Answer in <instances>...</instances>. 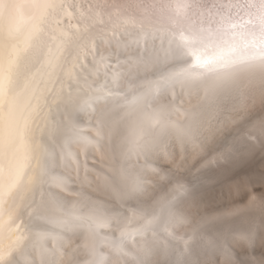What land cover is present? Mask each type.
I'll return each mask as SVG.
<instances>
[{
    "label": "snow or ice",
    "instance_id": "1",
    "mask_svg": "<svg viewBox=\"0 0 264 264\" xmlns=\"http://www.w3.org/2000/svg\"><path fill=\"white\" fill-rule=\"evenodd\" d=\"M257 159L264 0H0V264H264V172L199 211L202 170Z\"/></svg>",
    "mask_w": 264,
    "mask_h": 264
},
{
    "label": "rangeland",
    "instance_id": "2",
    "mask_svg": "<svg viewBox=\"0 0 264 264\" xmlns=\"http://www.w3.org/2000/svg\"><path fill=\"white\" fill-rule=\"evenodd\" d=\"M261 107L260 101L254 106V109ZM250 108H253L250 107ZM215 148V144L208 143L204 148V152H211ZM196 158V159H195ZM193 158V162L185 165L184 167H177L176 174L187 180H195L196 172L192 165L199 167L198 161L200 157L198 155ZM176 159V158H175ZM94 162V161H93ZM165 162V161H164ZM95 163V162H94ZM179 162H166L167 165L177 166ZM165 169H171L165 166ZM174 172V170H171ZM183 172V173H182ZM264 172V165L261 164L259 159L255 161L240 162L235 166L227 167H211L202 170L201 180L203 181L205 188L203 191V202L199 205V211H215L223 210L225 208H234L243 205L246 202V189L243 186L245 181L258 182L261 173ZM240 184L239 190L236 189V185ZM72 185V184H71ZM74 185V186H73ZM73 187H76L73 184ZM259 189V184L257 183ZM193 215H195L197 209H190ZM234 251L241 256L244 254L243 249L238 246L234 247ZM254 253L257 258L264 255V245L260 242H256Z\"/></svg>",
    "mask_w": 264,
    "mask_h": 264
},
{
    "label": "bare ground",
    "instance_id": "3",
    "mask_svg": "<svg viewBox=\"0 0 264 264\" xmlns=\"http://www.w3.org/2000/svg\"><path fill=\"white\" fill-rule=\"evenodd\" d=\"M257 102H259V99L256 100L255 105L257 104ZM252 106L253 105H251V104L249 105V107H252ZM184 155L187 157V161H188L187 164L193 162V158H195V156L198 157V155L195 152H193L191 148H189L187 150V152L184 153ZM175 158L177 159V162H180L181 152H180L179 147H177V149H176V157ZM162 161L163 162L164 161L170 162V163L173 162L171 159H165ZM106 164H107V162L105 160L101 159L99 154H97L96 157L92 158L89 161V167L92 168L94 171L99 170L101 168H105ZM71 184L72 185L75 184L76 187H73L74 185L72 186ZM70 187H71V190L69 191V193H66L69 200H72L74 197L80 196V195H83L85 198L95 197V196L99 195V193H97L95 191L94 185H91L89 182H84L81 179H77L74 174H73L72 179L70 181ZM257 242H259V240ZM255 256H256V254H255Z\"/></svg>",
    "mask_w": 264,
    "mask_h": 264
},
{
    "label": "water",
    "instance_id": "4",
    "mask_svg": "<svg viewBox=\"0 0 264 264\" xmlns=\"http://www.w3.org/2000/svg\"><path fill=\"white\" fill-rule=\"evenodd\" d=\"M160 163V165L163 167V168H165V166H167L168 168H171L170 170H174V172L175 171H177V169H179V168H177V166L175 165V166H171V165H167V164H165L166 162H163V161H160L159 162ZM184 167V166H183ZM176 173V172H175Z\"/></svg>",
    "mask_w": 264,
    "mask_h": 264
}]
</instances>
